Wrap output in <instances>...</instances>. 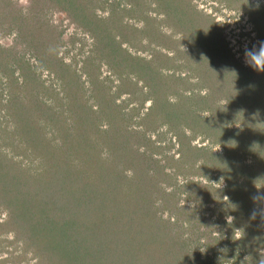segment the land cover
<instances>
[{"label":"rangeland","instance_id":"rangeland-1","mask_svg":"<svg viewBox=\"0 0 264 264\" xmlns=\"http://www.w3.org/2000/svg\"><path fill=\"white\" fill-rule=\"evenodd\" d=\"M259 41H264V0H0V264L53 263L44 250L36 254L29 239L18 236L10 196L16 190L21 204L43 200L52 217L55 205L68 198L75 219L86 220L90 205L77 201L83 197H75L69 184L74 178L56 182L67 159L75 165L73 157L90 155L103 167L111 163L113 171L121 170L128 181L123 192L137 197L133 212H121L109 228L99 220L96 227L90 224L95 212L82 224L68 223L67 209L62 212L77 244L90 228L103 237L91 240L97 249L106 246L94 259L118 264L121 258L125 264L129 251L120 245L137 244V237L127 240L138 235L148 248L136 264H159L161 258L166 264L235 260L239 245L197 223L220 218L216 214L224 211L230 186L263 184L250 180L256 155L246 152L264 158V72L244 59L245 47ZM242 169L250 171L249 178ZM39 180L45 184L36 185ZM103 184L105 195L109 187ZM63 187L69 189L66 198L60 195ZM242 187L232 207L239 216L253 211L263 216L256 199L264 195V184L255 192ZM217 190L224 191L220 198ZM119 197L128 201L122 193ZM117 200L106 202L107 214ZM157 215L169 223L179 222V216L183 239L198 249V255L192 251L195 258H183L181 243L162 247V237L165 255L151 251L157 239L148 234L154 235ZM221 219L229 222L232 216ZM241 222L249 236L254 228L264 232L256 215ZM192 224L194 229L185 230ZM234 231L233 238H239ZM48 232L52 229L39 231L42 242ZM253 248L259 253L252 264H264V249ZM63 252L55 257L57 264H70ZM241 254L237 264L248 261Z\"/></svg>","mask_w":264,"mask_h":264},{"label":"trees","instance_id":"trees-1","mask_svg":"<svg viewBox=\"0 0 264 264\" xmlns=\"http://www.w3.org/2000/svg\"><path fill=\"white\" fill-rule=\"evenodd\" d=\"M159 12V11H157ZM164 14V12H161ZM165 18H167V16L165 15ZM166 24V23H165ZM178 24H176L177 26ZM94 78V82H91L94 84V87H98L95 86V84H97V80ZM93 80V79H92ZM243 126H248L249 124L243 122L242 123ZM204 127H207V125H205ZM251 146V145H250ZM259 147V146H258ZM250 150V151H249ZM246 149V152H249V154L253 155L255 157V164H256V170L252 169L250 171H255L252 172L253 177L250 180L255 179H261V181L264 184V158L263 157H259L260 155H257L253 152V150ZM72 159V158H71ZM73 159H75V165H72V162L67 159V161L64 163L65 167L63 169H58L61 171L62 177L61 179H58L57 186H59L60 184H62L64 182V180L67 179H71L74 178L73 180L69 181V184H73V188L76 190V195L75 197H83V199H78L77 201L83 202L86 204V202H89V207L87 208L85 212V218L87 220V222H90V211H91V217H93L92 212H95L94 217L92 219V222L90 223L91 225L95 226L99 221L103 222L104 227L109 228L110 226V221L112 220V218L118 216V214H131V212H133V201L135 202V196H133L132 194H130L129 191H127L126 193L123 192L124 189H126L124 186H128V181L126 182V180H124V176L123 174H121V170L117 171L114 170V166H112L110 168L111 163L106 164L104 167L101 166V160L99 157H93L92 155L86 157V158H75L73 157ZM81 159V160H80ZM120 160L125 161L123 158H119ZM89 163H93L95 165H93V168H91V165ZM86 165V168H83V166ZM75 166H77V168L75 169ZM259 168V170H258ZM72 169V170H71ZM57 170V169H56ZM249 171V172H250ZM242 172L244 173L243 176H248L249 178V172L247 170L242 169ZM261 172V175H260ZM99 173V176L97 177V174ZM105 174V178L101 177L103 175L101 174ZM256 174V176L254 175ZM94 175V179L90 180V176ZM82 176L84 178H82ZM60 178V177H59ZM43 179V176L40 178V180ZM83 181H82V180ZM38 181V183H36V185L41 186L42 184H45L44 181ZM49 180V179H48ZM47 182L49 183L50 181ZM54 181V180H53ZM94 181V182H93ZM103 181V183L105 182V184L108 185L109 189H108V193H106L104 195L103 193V186L104 184L101 182ZM254 181V180H253ZM254 181V182H255ZM25 182H27L25 180ZM88 182L89 190H87V195L83 194V192H85L82 189L83 184L86 185ZM261 182V183H262ZM245 185L242 186H230L229 190L226 193L227 196V202H222L221 205V209L224 210L222 213L217 212V217L220 218H216L215 219H210V221L205 220L202 221L200 223H197L198 225H202V227H204V230L208 231H212L217 233L218 235H220L221 237L226 234L227 238H225V240H228V238L230 240H232V244L234 245H239L240 247H238L239 249L241 248V250H239V254L237 252L238 249H235L234 252H237V255L234 256L233 261H231L228 264H237L238 260L242 257L241 253H245V256L248 258V261L246 262V260L241 261L242 264H252L254 260V257L259 253V252H255L254 248L251 249L253 246L254 247H259L264 249V232H260V230L258 228H254L253 233L251 234L252 236H249V233H246L245 230V226L243 222H241L242 219H248V216H257V219H259V221H261V225H264V215H260L258 213V211H253L251 213V215L248 214H241V216H239V209L238 211L236 210V208H233L232 205L233 203L236 201L234 196H237L238 194H240L242 191L239 189L242 187V189H248L249 192H254L258 189L260 190V185L263 186V184H260L259 186H257V184L254 183H244ZM45 185L42 186V188ZM56 186V188H57ZM238 187V189H237ZM65 188V189H64ZM7 191H9V189H5ZM81 190V192H80ZM251 190V191H250ZM14 191V188H13ZM83 191V192H82ZM15 194H13V197L11 195V193H6L8 196H10L12 198V200L10 201V203H15L12 205V209H11V224L14 227L18 228V236H24L26 238L29 239V241L34 245V249L36 250L35 253L37 254L38 252L42 253L43 250L46 252V258L48 260L50 259H54L52 264H57L56 262V258L60 257V255L62 254V251L65 250L68 252L65 253L67 256L64 257V259L68 260L67 262H69L70 264H104V263H100V259H94L95 257H97V252L99 253L102 249H106V246H100L101 249H97L96 246H93V243L91 242L92 239L96 240V241H103V237H99V235H95L93 232H96L95 229L90 228V232H85L82 237H80L79 239V244H77V242L73 241L74 238L72 235H74L71 232L72 228H67V226L63 225V221L61 220L62 217V212L68 211V215H69V219H68V223L70 220V223H75V224H82L84 221L86 223V220H81V221H77L75 219V212L74 210H69L66 206L69 204L68 202V198H66V194H68L69 189L66 187H63V193L60 194L62 197L66 198L64 201H62V203H57L55 206L58 207L57 210L58 212L56 213V215L54 214V216L52 217V215L50 213H47V211L49 209L47 208H43V200L42 201H37V202H31L28 201L27 203H19L20 200H18V195L17 191L15 190ZM89 192L92 193L90 195L94 196V201L89 197ZM216 195L219 194V198L221 197V195L224 193V191H220L217 190L216 191ZM122 193V197H127L128 201H123L122 198L119 197V194L121 195ZM82 194L84 196H82ZM4 195V194H3ZM225 195V194H224ZM105 196V199H104ZM74 197V198H75ZM57 198V195L55 196L54 199ZM85 198V199H84ZM116 198H118L117 202L113 203V208L111 209V211L109 210V213H106V209L105 207L109 206L110 203H108L106 205V202L111 200H115ZM262 199V200H261ZM35 200V199H34ZM122 200V201H121ZM53 201V200H52ZM256 203L259 205V208L261 210H264V195L261 196L260 201H258L256 199ZM55 203V202H54ZM253 204H251L252 206L255 204V202H252ZM56 210V211H57ZM250 210V209H249ZM14 214H13V212ZM219 211L220 208H219ZM190 212L194 215V214H199L198 211L196 213L195 210L191 209ZM227 213H229L232 216V220L230 219L229 222H225L221 219V216L224 217ZM222 214V215H221ZM200 215V214H199ZM97 216V217H96ZM106 216V218H105ZM75 219V221H74ZM89 219V220H88ZM208 219V218H207ZM176 221L179 222H167L166 220H162L160 218V216L157 215V219L155 220V224L156 227L154 228V235L148 234L150 237L152 238L153 241L154 239L156 240V247L153 248V250H151L153 253L154 252H158V254L160 255H165V251L162 247H164L163 242H177V243H181L183 248H185V256L183 258L189 257L188 259L190 260L191 258H195L194 254L192 251H196L198 252L197 247H192L190 246L188 243L185 242V239H183L182 235L184 234L183 232V228L184 225L182 226V220L179 219V216H176ZM96 224V225H95ZM82 227H84L85 225H81ZM136 226V225H135ZM44 227L46 228H50L52 229V232H48L46 240H44L42 242L41 238H40V233L39 231H41ZM138 228L141 226H137ZM187 227L194 229L193 224L192 225H187L185 227V230L187 229ZM87 227H85L86 229ZM174 228H179L180 230L178 232L174 231ZM182 228V229H181ZM37 229V230H36ZM84 229V230H85ZM131 230V228L127 231L129 232ZM234 230H238L240 232V236L239 238H233V234H234ZM134 234L135 235L137 233V230H134ZM174 231V232H173ZM117 232V231H116ZM24 235H23V234ZM161 233H163L161 235ZM87 234V236H86ZM52 235L54 241L51 240L50 236ZM141 237L142 235H146V234H140ZM195 233L191 234L190 238L194 237ZM248 235V236H247ZM17 236V235H16ZM42 236V235H41ZM133 237H137V239H139L137 241V244H140L143 246V248L141 250L138 251V249L136 248L137 244H134L132 246L129 245V243H124L121 244L120 247L123 248L124 250H128L129 252L127 253L128 255H123L125 257V264H129L134 262V264H136V262L138 261V258L140 257V252L147 250L148 248V244L147 241L138 238V235L136 236H131L127 242L132 241ZM148 237V236H147ZM160 237V238H159ZM162 237V239H161ZM209 237V236H208ZM161 239L162 242V247L160 246V241L158 240ZM247 238V239H246ZM211 239V238H210ZM215 240L214 238L211 239V241ZM235 240V241H233ZM105 241V240H104ZM258 241V242H257ZM113 245H115V243H113ZM39 246V247H38ZM116 246V245H115ZM65 247L70 248V250L74 251V252H82L83 254L80 255H76L73 254L71 251L67 250ZM94 247V248H93ZM109 247H111V244L109 245ZM81 248V250H79ZM58 250L61 252V254L58 252ZM108 250V249H107ZM57 251V254H55ZM92 251V253H91ZM63 252V254H64ZM104 251L102 254L105 255ZM169 252V250L167 251ZM72 254V256H71ZM109 254V253H108ZM197 255L199 254L196 253ZM261 257H264L263 254H260ZM254 256V257H253ZM56 257V258H55ZM85 258H87V261H85ZM229 258V256H228ZM98 260V261H95ZM121 258L120 263H121ZM202 260V259H201ZM106 261V260H105ZM222 261V260H221ZM103 262V261H102ZM159 264H166V260H164V258H161L160 261H156ZM14 263V262H13ZM118 263V264H120ZM133 264V263H132ZM168 264V263H167ZM170 264V263H169ZM186 264V263H183Z\"/></svg>","mask_w":264,"mask_h":264},{"label":"clouds","instance_id":"clouds-1","mask_svg":"<svg viewBox=\"0 0 264 264\" xmlns=\"http://www.w3.org/2000/svg\"><path fill=\"white\" fill-rule=\"evenodd\" d=\"M244 59L253 70L264 72V41H259L258 45H253L251 48L245 47Z\"/></svg>","mask_w":264,"mask_h":264}]
</instances>
